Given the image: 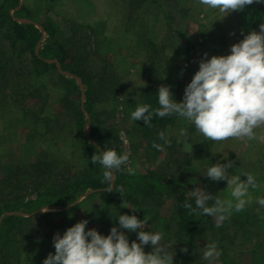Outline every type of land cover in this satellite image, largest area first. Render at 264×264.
<instances>
[{"label":"rangeland","instance_id":"obj_1","mask_svg":"<svg viewBox=\"0 0 264 264\" xmlns=\"http://www.w3.org/2000/svg\"><path fill=\"white\" fill-rule=\"evenodd\" d=\"M21 5L30 10V18L15 16L12 9L10 13L19 22H33L40 29L42 36L36 46L37 52L48 39L42 24L50 23L58 26L66 37H71L90 53L88 65L92 69L105 67L118 79L120 88L109 122L114 123L118 131L121 152L129 155L125 169L132 167L135 172L172 177L192 191L201 188L202 172L207 167L218 160L226 162L221 158L228 157L233 161V168L228 170L231 174L251 173L256 176L257 183L264 184V140L229 138L220 142L208 141L192 124L179 117L166 131L168 147L154 154L135 131L137 122L130 119V113L140 104L141 92L149 79L158 87L170 86L181 101L185 86L198 70L204 53L208 54V58L229 54L230 46L246 35L235 10L223 17V13L199 5L198 0H19ZM261 23H264V17L258 21V31ZM179 33L184 34L194 45L192 52L186 51ZM148 40L156 44V53L148 46ZM4 46V59H13L6 68V77L3 80L0 78V84L15 87L25 84L23 82L27 79L32 80L30 68L10 55L7 45ZM76 80L81 84L78 78ZM41 84L42 92L50 95L48 108L55 112L59 105V91L48 81L36 82V85ZM33 103L31 101L29 105ZM2 105L0 99V163L31 161L42 150L63 160L69 158L73 141L65 127L58 130L54 123H48L47 129L42 121L29 125L21 121V111L15 108L8 111L9 106L4 111ZM88 126L87 120L86 134ZM182 131L184 135H181ZM256 132L262 135L264 129H256ZM77 161L74 160L75 163ZM241 179L246 177L242 176ZM249 193L252 203L241 212L233 211L220 222V226L225 227L223 232L231 263L220 255L214 264H264V209L257 211L260 206L255 202L257 197L264 196V191L250 188ZM219 198L232 199L227 182L219 191ZM119 202L105 192L88 189L73 203L37 207L33 212L64 210L66 215L54 216L59 225L49 236L21 244L16 252L15 264H43L48 254L55 251L54 234H63L68 227L84 219L89 221L87 228H96L107 235L110 228L118 224L115 216L126 214L122 210L123 206L137 208L135 212L128 208L127 214L147 220L145 230L162 232V243L170 245V250L175 251L176 255L180 253L177 243L171 238L175 223L170 216V200L148 212ZM65 220L68 222L65 223ZM209 242L211 240L204 236L198 242L194 256L180 258L178 264H207L202 256L205 244ZM144 250L150 252L151 247L145 246Z\"/></svg>","mask_w":264,"mask_h":264},{"label":"trees","instance_id":"obj_2","mask_svg":"<svg viewBox=\"0 0 264 264\" xmlns=\"http://www.w3.org/2000/svg\"><path fill=\"white\" fill-rule=\"evenodd\" d=\"M18 6L19 0H0V78L3 80L6 77V68L13 59H4V45H7L8 53L25 62L33 74L29 75L32 80H25L23 85L17 84L19 88L0 84V99L4 105L2 109L5 111V107L9 106L8 111H12L11 108L21 111V121L32 126L42 121L47 129L48 123H54L58 130L65 127L73 145L66 160L42 150L31 161L0 163V264H15L16 252L21 244L49 236L59 225L54 216L66 215L64 210L33 212L37 207L73 203L88 189L105 192L145 212L157 209L170 200V216L175 223L171 238L180 251L174 256L175 264L179 263L177 260L180 258L193 257L198 242L204 236L215 242L223 258L231 263L223 232L225 227H217L214 217L198 213L190 215L189 210L182 205L188 201L195 207V202L187 187L177 179L154 173L135 172L130 175L123 167L114 174L112 191L104 190L109 185L102 183L103 169L99 164L92 165L90 158L97 148L103 150L106 147L122 153L118 131L114 123L109 122L115 110L119 81L105 67L92 69L88 65L90 53L71 37H66L56 25L42 24L48 39L37 52L36 46L42 32L33 22H19L14 18L11 9L15 16L30 18V10L24 5ZM235 11L246 34L252 30L258 31V21L264 17V4L248 5L243 10ZM179 36L184 40L186 51L192 52L194 45L191 41L182 33ZM147 42L156 53V44L150 40ZM42 80L50 82L59 91V105L55 112L48 108L50 95L42 92L43 84L36 85V82ZM158 88L149 79L141 92L139 105L148 104L152 109L158 107ZM173 95L180 102L178 94ZM31 101L37 104L30 106ZM177 118V115L154 117L151 126L137 121L135 131L152 153L159 154L162 151L155 149L153 143L163 144L158 139V133H166L168 126ZM87 120L88 134L85 133ZM167 147L165 145L164 149ZM75 159H78L77 163ZM225 185L226 181L216 182L205 176L200 181V187L216 197H219V191ZM122 210L127 214L128 207L123 206ZM126 234L129 242L137 238L135 232ZM185 248L187 251H183Z\"/></svg>","mask_w":264,"mask_h":264},{"label":"clouds","instance_id":"obj_3","mask_svg":"<svg viewBox=\"0 0 264 264\" xmlns=\"http://www.w3.org/2000/svg\"><path fill=\"white\" fill-rule=\"evenodd\" d=\"M198 4L213 12L223 13V17L234 10H243L248 5L264 4V0H198ZM234 34V33H233ZM158 107L152 109L141 104L130 113L131 121H143L151 126L154 117L177 115L192 124L198 133L208 141H225L229 138L247 141L264 140L256 129H264V23L259 31L252 30L238 43L230 46L229 54L204 57L199 61L198 70L185 86L182 100L178 102L168 85H161L156 93ZM184 135V132H181ZM163 144L153 143L158 151L169 144L164 131L158 133ZM129 155L115 149L97 148L91 156L92 165L99 164L103 169L104 188L112 191L111 184L116 170L129 163ZM207 167L203 175L212 181H226L231 200L221 199L202 188L189 191L195 202L186 201L182 207L189 214H202L214 217L217 227L233 212H241L252 203L249 189L264 191V184L257 183L251 173L231 174L233 161L228 157ZM130 175L135 169L127 167ZM244 176L246 179H241ZM122 191V190H121ZM209 202H212L211 204ZM264 209V196L256 198ZM136 211L135 207H128ZM71 218V216H69ZM118 224L112 226L107 235L96 228H87L89 221L81 220L68 227L63 234L53 236L54 253H49L43 264H175V251L162 243L164 234L160 231L145 230L147 220L138 219L135 214L115 216ZM126 230V231H124ZM126 232H135L136 240L129 242ZM145 246L151 251L145 252ZM187 251V249H183ZM221 252L215 242L205 244L202 259L214 264Z\"/></svg>","mask_w":264,"mask_h":264}]
</instances>
